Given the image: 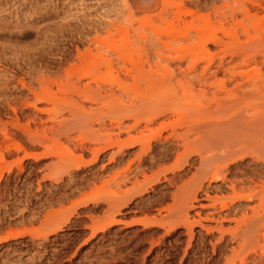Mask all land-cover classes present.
Returning <instances> with one entry per match:
<instances>
[{"label": "rangeland", "instance_id": "1", "mask_svg": "<svg viewBox=\"0 0 264 264\" xmlns=\"http://www.w3.org/2000/svg\"><path fill=\"white\" fill-rule=\"evenodd\" d=\"M96 56L112 59L100 78L118 84L104 109L152 105L139 117L170 121L175 135L206 125L202 139L188 132L187 145L154 167L161 172L113 223L107 215L116 209L101 189L107 162L95 159L98 130L113 116H70L85 97L65 84L66 71L83 74ZM260 74L264 0H0V264H228L229 256V264H251L256 255L264 264V193L234 200L230 185L264 182ZM33 90L49 98L42 112ZM61 127L68 135L57 133ZM229 146L241 151L225 165ZM202 150L212 161L207 171L197 170ZM127 163L128 156L108 164L107 174ZM119 181L117 191L133 186ZM225 211L232 220L221 239L215 226ZM254 214L262 219L251 222ZM233 234L244 245L234 254Z\"/></svg>", "mask_w": 264, "mask_h": 264}, {"label": "bare ground", "instance_id": "2", "mask_svg": "<svg viewBox=\"0 0 264 264\" xmlns=\"http://www.w3.org/2000/svg\"><path fill=\"white\" fill-rule=\"evenodd\" d=\"M192 30H187L185 33L186 37H190ZM202 40V38H201ZM91 64L89 68L80 74L77 70L66 71V82L65 84H70L72 91L77 95H83L85 97L84 101L81 100L77 105L69 111V115L73 116L77 112L84 113L93 118L100 116H113L110 120L109 127L106 123L101 124L103 128L98 130V138L101 145L96 148L95 159L103 157V160L107 163H102L101 171L103 173L102 179V195L105 198V202L109 204L110 208L116 209L110 212L107 217L111 220L110 223L117 222L116 212L120 211V206L122 204H128L130 197L137 192H140L144 187L146 182L152 181L155 176L161 172L162 168L154 171V167H159L166 156L172 150H177L182 146H186L188 143V132L195 131L194 139L200 140L204 137L205 126H188L187 131L181 134H176L174 132L175 126L170 121L159 120L158 117L144 118L139 117V114L147 111L152 105L142 103L140 105H123L119 107H112L109 109H104L101 103L109 98L117 95L118 84L114 81H108L107 78H100V74L103 71V63H108V66H112V59H108L103 56L91 57ZM205 76V75H204ZM264 77V74H260ZM58 77L62 78V75ZM46 78V77H45ZM199 83L205 84L207 82L206 76L197 78ZM62 82V81H61ZM264 87V81L261 83ZM31 90V89H30ZM33 95L35 97L32 105L34 106L36 112H42L45 108L40 106V103L46 102L49 98L46 94L38 93L33 90ZM86 102L90 105L87 106ZM121 112V114H119ZM161 114V113H159ZM42 122V119H40ZM235 119L225 121L224 123L228 125H234ZM250 121H246L249 123ZM157 124V126H155ZM236 125V124H235ZM171 128L172 132L164 136L163 129ZM68 128L61 127L57 129V133L68 135ZM136 132V133H133ZM97 134V132H96ZM172 134V136H171ZM220 136L218 131L210 133V139L217 140ZM155 142V143H154ZM191 142V141H190ZM137 148V149H136ZM111 152L105 155L106 151ZM240 148H235V146H229L224 149L221 155L222 161L231 159L233 156L240 152ZM128 156V163L126 167L119 172H113L112 174H107V169L110 164H117L119 161L125 159ZM186 156V153H185ZM184 153L178 155L176 159L177 166L185 160ZM200 167L197 170H208L211 165V158L205 154V150L198 152ZM243 156L240 157L241 160ZM239 161L236 158L232 159V163L237 164ZM109 164V165H108ZM133 167H135V172H133ZM217 169L222 167L221 163L215 165ZM151 171L149 175L148 172ZM174 172V171H173ZM134 173V174H133ZM164 173V172H163ZM107 174V175H106ZM133 174V175H132ZM129 175H132L130 177ZM176 175V174H174ZM166 178V172L164 173ZM142 177L145 181L142 183L140 178ZM220 177L219 170H216L213 174V179ZM159 179V177H157ZM127 181L133 183L132 187H127L121 191H117L112 185L120 184V181ZM246 183L238 178L230 180L231 188L235 191L236 195L234 200L246 199L252 200L254 197H262L264 193V182L261 184V189L257 182ZM238 187L241 190L248 189L246 194H238ZM229 205L224 203L223 207L226 208ZM251 218V217H250ZM254 218L251 222H256L262 219L259 214H254ZM218 223L215 228L220 231L221 239L224 237L225 233L228 232L224 227V222L232 220L231 211L222 212L218 217ZM248 217L242 215L241 217L235 219L238 226L244 225L247 222ZM262 233V230H259ZM232 239L236 240L237 247L233 246L232 253L237 252V249L242 248L243 242L238 240L236 234L232 235ZM227 262L229 264L230 256L227 257ZM245 263V262H244ZM251 264H263L262 258L260 256H253Z\"/></svg>", "mask_w": 264, "mask_h": 264}]
</instances>
